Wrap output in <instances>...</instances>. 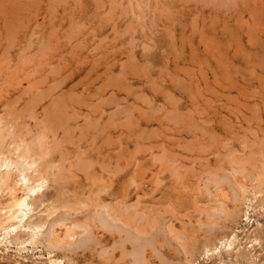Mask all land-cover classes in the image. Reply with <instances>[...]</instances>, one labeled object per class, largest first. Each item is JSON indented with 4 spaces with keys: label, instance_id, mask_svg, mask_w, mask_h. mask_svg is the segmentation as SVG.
Masks as SVG:
<instances>
[{
    "label": "rangeland",
    "instance_id": "obj_1",
    "mask_svg": "<svg viewBox=\"0 0 264 264\" xmlns=\"http://www.w3.org/2000/svg\"><path fill=\"white\" fill-rule=\"evenodd\" d=\"M0 117L25 140L42 133L48 147L59 143L47 160L63 161L69 174L60 184L80 198L94 190L92 179L105 182L102 198L123 194L166 226L149 237L156 249H144L149 264H264V193L234 204L229 185L220 193L210 179L233 185L230 159L243 162L240 175L264 168V0H0ZM82 161L92 162L89 170L78 169ZM240 175L255 185V176ZM218 199L238 214L221 224L234 246L208 258L184 255L167 226L202 241L197 215ZM98 232L106 240L92 254L8 238L0 264H133L128 254L141 242L120 245L118 235Z\"/></svg>",
    "mask_w": 264,
    "mask_h": 264
},
{
    "label": "bare ground",
    "instance_id": "obj_2",
    "mask_svg": "<svg viewBox=\"0 0 264 264\" xmlns=\"http://www.w3.org/2000/svg\"><path fill=\"white\" fill-rule=\"evenodd\" d=\"M1 117H0V245L6 243L8 241V238H10L11 239L10 243H13V245L15 244V245L23 246L24 244L26 245L30 244L31 246L34 247L36 245H42L45 247V249L52 252L62 251L65 248H69L73 246L76 249H81L83 252L90 251L92 254L94 246H100V247L104 246L102 245V243L106 240V238H101L100 236H99L100 238L98 237L99 235L98 231H101L102 236H104L105 234H109V236L111 237L114 235H118L116 237L122 239L120 245H124L123 243L125 244L130 243L133 246L134 244H139V242H141V246L136 249L134 248L135 250H132L133 252L130 250L132 253L128 255L131 256L133 264H142V263L149 264L148 261L149 259H147L148 256L147 255L145 256V253L147 251L145 252L144 249L147 248L149 250L150 248L151 251L155 249L154 248L155 241L153 242L152 238L149 239V237H152L155 231L161 232L162 231L161 228H166L165 225H164L165 227H163L160 221L159 223L157 222V220H152V219L150 220L149 213L146 211L145 208L143 209V207H141L140 209H138L140 203L137 204L133 203L131 205L128 204L125 200V195L123 194L121 195L117 194L118 196L112 195L113 197L111 196L108 197L109 200H107V198H102L101 194L107 192L108 187L111 186L109 185L106 188L104 185L105 182L104 183L101 182L100 185H97L96 182L92 179L93 181L91 180V182H92V186L95 187L94 190H91L88 193V197H86L85 199H83L82 197L80 198L77 195V193L76 194L74 193L75 191L72 192L70 189H67L66 186L63 185L64 183L60 184V181L64 182V180L68 178L67 176H65V173L69 172V169H67L68 170L67 171L63 168V164H64L62 163L63 161L59 162L58 165H55L53 162L47 160L48 157L55 152V150L60 148L59 143L56 141L55 143H53V145H51L52 147H48V145H46L45 143L46 137H44L42 133L33 136V138H31L30 141L25 140L23 138L24 136L23 137L16 136L13 132L14 131L13 128H12L13 131L12 130L10 131V125L8 126L7 124L3 123L4 121L1 119ZM89 125L87 123V126ZM85 129L87 128L85 127ZM16 132L18 133V130ZM28 133L26 132L25 135H28ZM59 157L61 158L62 156ZM77 159H79L78 156L76 158V161ZM162 159L164 160L165 158L163 157ZM230 162L235 164V167H232V171H233L232 174L234 175L233 185L230 184V182L226 179V177L224 176H223L224 178L218 177L217 175L212 174L210 175L212 176V178L210 179H211V183H214L213 186L215 188L214 191H218L221 193L223 190L222 187L225 185H229L230 188L229 190H231L232 192L231 196L230 198L229 195L226 196V192L224 195L228 197V199H230L232 203L236 204V202H238L240 198H242L241 200H245L246 202L252 203V201H254L258 195L264 193V168L261 167L262 170L258 172V174L256 173L257 174L256 176L254 174L255 177L252 174L254 179L251 180V182L252 181L255 182V185H250V187H248L249 185L246 186L235 179L236 175L242 174L245 170L244 168L245 166L243 167L242 165L243 162L234 159H230ZM81 163L82 164H79L77 166L78 169L80 168L86 169L87 167H89V165L92 164V162L91 164L90 162H84L83 164V161ZM240 164L242 165V167L240 166ZM170 165L172 164H169V167H171ZM168 170L171 172L173 176L174 175L178 176L179 174H177V172L181 169L177 170V168L176 169L169 168ZM112 171L115 170L112 169ZM240 176L242 180L247 178L246 180L248 181L252 177V176L250 177V174L248 175L243 174ZM155 179H156L155 182L156 186H159L163 181L159 178L158 175H156ZM51 183H54L56 188L53 187L54 192L48 193L47 191L50 188H52ZM205 185H206L205 187L207 188L206 189L207 192L210 194L211 189L207 187L208 184ZM69 193L70 195L71 194L72 195L70 196ZM239 193L241 194V196H239ZM248 194H250L249 200H247ZM259 201H261V199ZM225 202L226 201L219 200L218 202L217 201L215 202L217 205L215 206L212 205L213 207L211 206L206 208L203 207L204 208V209L202 208L203 210H199L200 212L197 215L198 218H196L198 225L195 226L197 227V229L196 228L195 229L197 232H201L204 235V239L202 241L197 242L193 240L194 238L190 234H188L189 232L188 230H186V228H183V232L177 233L174 230L173 226L169 225L167 226V230L166 229L164 230H166L167 233L171 237H173L177 242L181 243L184 255L189 257L190 256L192 257L194 254H196L198 258L199 257L208 258L213 256L214 254H217L220 250L229 251L234 246L235 242L237 241V238L233 233H227L222 231L224 229V226L221 224L226 223L230 219L232 220L235 217H238L237 216L238 214L234 209L233 210L229 209ZM58 212L60 214L57 215L55 218H53L50 222H48V219ZM84 213L86 214L84 215ZM79 214L80 215L82 214L83 217L81 218L76 217ZM73 215H75V218H73ZM202 217H204L203 220ZM157 224H159L158 225L159 227L154 228ZM46 225H49L48 229H46L47 232L45 234L43 233L44 236L41 235L40 239L37 238V234L43 231ZM18 229H24L28 231V233L26 235H21V234L19 235L16 233ZM14 233L15 236L12 237L11 235ZM78 237L79 239L77 240ZM141 237H143V239L144 237H148V238L141 241L142 239ZM254 243H257V239H252L248 244H254ZM114 244L112 243L113 246L111 245L113 247V250L119 247V246L115 247L116 245ZM120 248L121 246L119 247V249ZM76 249H74V251H76ZM103 251H106V249L104 248ZM103 251L102 253L104 254ZM154 251L156 253V249ZM110 252L112 254L111 250ZM103 254L102 255L100 254L99 257L106 256L105 258L108 259L106 260V262L109 261V257H107L109 253L107 254L105 252L106 255L104 254V256ZM128 255L124 254L123 252V254H121V257ZM57 260L58 259H56L55 261H51L50 264H63L64 262L63 258H61V260L58 261ZM186 260L188 262L191 259L190 260L186 259ZM192 264H195V261H193Z\"/></svg>",
    "mask_w": 264,
    "mask_h": 264
}]
</instances>
